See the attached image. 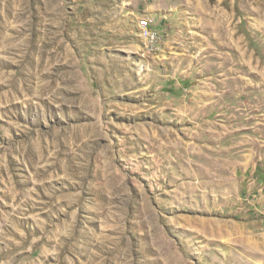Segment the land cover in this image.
<instances>
[{"label": "rangeland", "instance_id": "obj_1", "mask_svg": "<svg viewBox=\"0 0 264 264\" xmlns=\"http://www.w3.org/2000/svg\"><path fill=\"white\" fill-rule=\"evenodd\" d=\"M0 264H264V0H0Z\"/></svg>", "mask_w": 264, "mask_h": 264}, {"label": "built area", "instance_id": "obj_2", "mask_svg": "<svg viewBox=\"0 0 264 264\" xmlns=\"http://www.w3.org/2000/svg\"><path fill=\"white\" fill-rule=\"evenodd\" d=\"M140 25L142 28V35L144 37L152 38V39L156 38V33H155L154 29H152L153 24H152V19L150 18V16H147L146 18L141 20Z\"/></svg>", "mask_w": 264, "mask_h": 264}]
</instances>
